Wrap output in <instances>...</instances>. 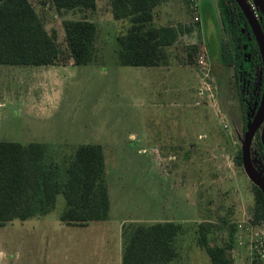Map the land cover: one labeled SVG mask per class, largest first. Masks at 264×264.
<instances>
[{
  "label": "rangeland",
  "instance_id": "374dc122",
  "mask_svg": "<svg viewBox=\"0 0 264 264\" xmlns=\"http://www.w3.org/2000/svg\"><path fill=\"white\" fill-rule=\"evenodd\" d=\"M29 1L69 60L0 65V141L48 145L61 179L78 147L100 145L113 211L88 229L69 226L60 220L66 201L59 195L50 214L0 227V264H121L124 230L158 222L183 226L171 264H212L199 245L200 225L209 227V246L228 248L234 264H259L250 250L260 224L256 190L238 163L236 74L245 61L229 67L220 55L230 41L221 2L228 7L231 0H197L196 10L189 0H172L156 8L154 28L182 31L167 64L152 68L119 64L120 39L132 25L114 17L109 0L69 11L52 0ZM68 22L95 25L87 65L69 56Z\"/></svg>",
  "mask_w": 264,
  "mask_h": 264
},
{
  "label": "trees",
  "instance_id": "16d2710c",
  "mask_svg": "<svg viewBox=\"0 0 264 264\" xmlns=\"http://www.w3.org/2000/svg\"><path fill=\"white\" fill-rule=\"evenodd\" d=\"M52 1L58 11L97 8V0ZM166 1L169 0H109L114 17L126 19L132 25L120 39L119 64L145 68L167 64V49L176 43L182 30L152 26L155 9ZM221 14L224 30L231 35L235 47L222 43L221 60L225 66L232 67L242 60L241 30L253 39L254 35L234 0L228 7L221 2ZM65 31L69 56L74 63L78 66L90 63L95 25L68 22ZM62 54L29 0H0V65H63L69 59ZM59 171L55 154L48 145L0 141V227L14 220L26 221L50 214L60 194L66 201L60 220L66 225L85 227L91 222L109 220L111 199L105 155L100 145L80 146L63 179ZM255 190L254 218L257 222L264 221V194L257 187ZM199 228V245L205 248L211 263L234 264L228 248L209 246L208 225ZM182 231V224L174 222L137 223L130 230L125 229L122 264H171L179 257L175 242Z\"/></svg>",
  "mask_w": 264,
  "mask_h": 264
},
{
  "label": "flooded vegetation",
  "instance_id": "af4514ba",
  "mask_svg": "<svg viewBox=\"0 0 264 264\" xmlns=\"http://www.w3.org/2000/svg\"><path fill=\"white\" fill-rule=\"evenodd\" d=\"M260 23L264 32V18L261 19ZM240 35L242 37L241 42L243 45L242 60L237 62V64L243 63L244 61L245 63L239 68V70H237L236 92L243 120V149L247 137L254 129L259 117L264 114V58L255 36L253 39L251 36L246 35L243 29L241 30ZM229 37L230 41L228 44L231 43L234 49L235 47L234 43L231 41V35H229ZM235 65L233 67H235ZM249 160L255 175L264 182V118L250 140ZM255 187L257 186L253 184L254 189ZM254 196V208H256V191ZM259 223L260 226L264 227V221H259Z\"/></svg>",
  "mask_w": 264,
  "mask_h": 264
},
{
  "label": "water",
  "instance_id": "95a60500",
  "mask_svg": "<svg viewBox=\"0 0 264 264\" xmlns=\"http://www.w3.org/2000/svg\"><path fill=\"white\" fill-rule=\"evenodd\" d=\"M234 2L239 6L240 10L244 14L250 28L252 29L253 35L255 36V38L259 44L261 53H262L263 58H264V32H263L260 20H257L254 17V15L251 12L246 0H234ZM254 2L259 7V9L262 13V16H263L262 18H264V0H254ZM263 118H264V114L259 117L257 123L255 124L254 129L250 132L249 136L247 137L245 145L242 149V164H243L244 171H245L246 175L248 176V178L250 179V181L264 193V182L255 175V173L251 167L250 160H249L250 140L253 136V133L255 132L257 127L262 122Z\"/></svg>",
  "mask_w": 264,
  "mask_h": 264
},
{
  "label": "built area",
  "instance_id": "2783aa9c",
  "mask_svg": "<svg viewBox=\"0 0 264 264\" xmlns=\"http://www.w3.org/2000/svg\"><path fill=\"white\" fill-rule=\"evenodd\" d=\"M193 4L195 10L198 6L195 4L197 0H189ZM251 12L257 20L262 19V13L259 7L256 5L254 0H246ZM201 64L204 60L200 61ZM252 232L256 233V237L253 236L251 239L250 250H252L253 255L258 258L259 264H264V227L258 225Z\"/></svg>",
  "mask_w": 264,
  "mask_h": 264
},
{
  "label": "crops",
  "instance_id": "0c3cea01",
  "mask_svg": "<svg viewBox=\"0 0 264 264\" xmlns=\"http://www.w3.org/2000/svg\"><path fill=\"white\" fill-rule=\"evenodd\" d=\"M170 1H172V0H169V1H166L165 3H163V4H168V3H170ZM203 2V1H202ZM205 2H207V6L210 4V1H207V0H205ZM162 4V5H163ZM138 68H140V67H138ZM141 68H145V67H141ZM86 145H89V144H86ZM92 145H95V144H92ZM82 146V145H81ZM79 148V147H78ZM156 151V150H155ZM76 152V151H75ZM103 152H104V155H105V151H104V149H103ZM105 160H106V157H105ZM106 171H107V164H106ZM109 194H110V199H111V192H110V190H109ZM60 195H62V194H60ZM66 207V206H65ZM65 209V208H64ZM112 211H113V206H112V200H111V213H110V218L109 219H111L112 218ZM101 222H104V221H101ZM128 222H127V220L126 219H124L122 222H120V227L122 228V232H123V227H124V225L125 224H127ZM73 227H77V226H73ZM90 227V224L89 225H87V226H85V227H83L84 229H88ZM122 258H123V255H122ZM121 264H122V260H121Z\"/></svg>",
  "mask_w": 264,
  "mask_h": 264
}]
</instances>
